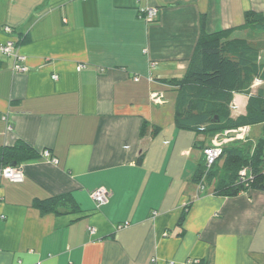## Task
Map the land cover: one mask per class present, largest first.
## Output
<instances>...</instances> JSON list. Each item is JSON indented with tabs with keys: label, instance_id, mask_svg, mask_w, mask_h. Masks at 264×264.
<instances>
[{
	"label": "crops",
	"instance_id": "1",
	"mask_svg": "<svg viewBox=\"0 0 264 264\" xmlns=\"http://www.w3.org/2000/svg\"><path fill=\"white\" fill-rule=\"evenodd\" d=\"M147 8L156 21L141 17ZM247 11L264 14V0H0V44L17 41L26 68L0 59V151L40 153L17 164L23 182L0 175V264H264V191L222 197L194 181L220 135L177 128V91L164 82L185 76L203 17L207 33L251 38ZM251 40L264 64V37ZM248 98L234 95V118ZM247 127L252 140L264 130ZM100 187L104 206L92 198ZM63 195L76 208L35 207Z\"/></svg>",
	"mask_w": 264,
	"mask_h": 264
},
{
	"label": "trees",
	"instance_id": "2",
	"mask_svg": "<svg viewBox=\"0 0 264 264\" xmlns=\"http://www.w3.org/2000/svg\"><path fill=\"white\" fill-rule=\"evenodd\" d=\"M205 25L203 17L202 33L185 76L164 80L177 91V128L211 137L226 130L264 125V92H251L255 79L264 77L261 47L251 40L264 37V14L245 13L241 29H250L251 38H231L232 30L207 33ZM235 94L249 97L247 113L237 118L231 115ZM146 130L147 122L143 124L141 135ZM234 143L224 146L223 154L210 168L204 157L194 181L202 186L215 185L213 193L222 197H238L251 190L264 191V135L255 142L248 137ZM39 157L40 153L28 144L18 143L0 151V168ZM242 171H246L245 177L241 176ZM35 207L44 214L59 213L65 207L76 208V204L68 195H63L37 201ZM188 209L189 206L186 211Z\"/></svg>",
	"mask_w": 264,
	"mask_h": 264
},
{
	"label": "built area",
	"instance_id": "3",
	"mask_svg": "<svg viewBox=\"0 0 264 264\" xmlns=\"http://www.w3.org/2000/svg\"><path fill=\"white\" fill-rule=\"evenodd\" d=\"M86 1V0H83ZM141 17L144 18L147 22L151 23L157 20L158 15H159V9L157 8H147L141 11L140 13ZM7 32H12L10 28H6ZM18 46V42L15 40H11L7 42L6 44H0V59L2 57H12L14 58L13 62V69L16 72H24L26 70L25 66L23 65L24 58L16 52ZM55 79H58L57 76H54ZM157 101L159 102L162 98L157 97ZM219 137H222V140H225L226 142H233V141H244L247 140L249 137V128L248 127H242L238 129H232V130H226L225 132L221 133ZM221 144V143H220ZM220 144L212 145V146H207L204 148V157H205V162L207 165V168H210L214 163L221 157L223 154V146ZM44 157L48 159L51 158V154L49 151L44 152ZM52 162L56 163L57 160L52 159ZM0 175L8 179L10 182L13 183H21L25 180V172L17 167V166H6L0 169ZM241 176L245 177L246 176V171L241 172ZM204 188V186H203ZM110 191L106 187H100L97 190H95L92 193V198L95 201V203L98 206H104L109 203L110 200ZM128 225V224H126ZM123 226H120L122 228ZM91 234L95 233L94 228H90Z\"/></svg>",
	"mask_w": 264,
	"mask_h": 264
},
{
	"label": "rangeland",
	"instance_id": "4",
	"mask_svg": "<svg viewBox=\"0 0 264 264\" xmlns=\"http://www.w3.org/2000/svg\"><path fill=\"white\" fill-rule=\"evenodd\" d=\"M240 35H242V33H239ZM239 37H242V36H239ZM252 92V91H251ZM259 92V91H258ZM257 92V93H258ZM256 93V94H257ZM243 95H245V94H243ZM247 96V95H246ZM248 100H249V98H248ZM170 103H171V101H170ZM166 106H169V104H166ZM232 107V106H231ZM231 112H232V110H231ZM231 115H232V113H231ZM232 117H233V115H232ZM234 118V117H233ZM237 118V117H236ZM262 127H264V125H261V124H257V125H253L252 126V129H253V132L252 133H256L258 130H260ZM264 135V130L262 131V134H261V136H260V138L262 137ZM251 137H253V134H252V136ZM250 138V137H249ZM260 138H258V139H260ZM223 138L222 137H219V143L218 144H220L221 146H226V144L228 143V142H226L225 143V140H222ZM257 139V140H258ZM257 140H253L254 142L255 141H257ZM235 142V141H234Z\"/></svg>",
	"mask_w": 264,
	"mask_h": 264
},
{
	"label": "water",
	"instance_id": "5",
	"mask_svg": "<svg viewBox=\"0 0 264 264\" xmlns=\"http://www.w3.org/2000/svg\"><path fill=\"white\" fill-rule=\"evenodd\" d=\"M12 166H14V167H15V166H17V164H12Z\"/></svg>",
	"mask_w": 264,
	"mask_h": 264
}]
</instances>
